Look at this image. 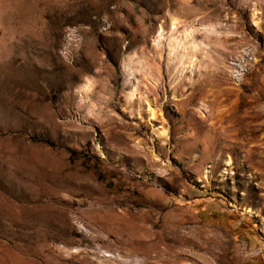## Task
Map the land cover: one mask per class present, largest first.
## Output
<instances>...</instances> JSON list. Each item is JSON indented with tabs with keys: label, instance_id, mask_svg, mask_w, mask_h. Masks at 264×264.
Segmentation results:
<instances>
[{
	"label": "rangeland",
	"instance_id": "1",
	"mask_svg": "<svg viewBox=\"0 0 264 264\" xmlns=\"http://www.w3.org/2000/svg\"><path fill=\"white\" fill-rule=\"evenodd\" d=\"M0 264H264V0H0Z\"/></svg>",
	"mask_w": 264,
	"mask_h": 264
},
{
	"label": "built area",
	"instance_id": "2",
	"mask_svg": "<svg viewBox=\"0 0 264 264\" xmlns=\"http://www.w3.org/2000/svg\"><path fill=\"white\" fill-rule=\"evenodd\" d=\"M250 68L251 66H245L244 56H243L242 65L237 67V73L227 75V77L233 82H239L243 78V71H249Z\"/></svg>",
	"mask_w": 264,
	"mask_h": 264
},
{
	"label": "bare ground",
	"instance_id": "3",
	"mask_svg": "<svg viewBox=\"0 0 264 264\" xmlns=\"http://www.w3.org/2000/svg\"><path fill=\"white\" fill-rule=\"evenodd\" d=\"M244 59H246V57H244ZM241 60H243V56H242ZM241 60H236L234 62H231V64H230L231 65L230 66V74L237 73V67L242 65V61ZM245 72H248V71H243V75H244ZM151 114H152L151 117L155 116L153 111L151 112Z\"/></svg>",
	"mask_w": 264,
	"mask_h": 264
}]
</instances>
